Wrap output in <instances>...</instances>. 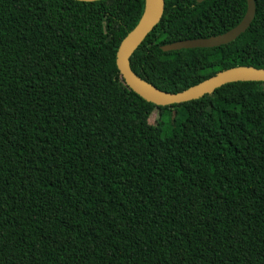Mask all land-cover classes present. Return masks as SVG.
Here are the masks:
<instances>
[{
    "label": "trees",
    "instance_id": "trees-1",
    "mask_svg": "<svg viewBox=\"0 0 264 264\" xmlns=\"http://www.w3.org/2000/svg\"><path fill=\"white\" fill-rule=\"evenodd\" d=\"M166 0L130 60L179 94L264 70V0ZM146 0H0V264H264V83L157 107L125 84ZM174 114L165 122L166 114Z\"/></svg>",
    "mask_w": 264,
    "mask_h": 264
},
{
    "label": "water",
    "instance_id": "water-1",
    "mask_svg": "<svg viewBox=\"0 0 264 264\" xmlns=\"http://www.w3.org/2000/svg\"><path fill=\"white\" fill-rule=\"evenodd\" d=\"M94 2L100 0H77ZM206 0H198L203 3ZM247 1V13L242 22L228 33L207 40L179 42L162 47V51L177 52L193 49H210L228 45L236 41L250 27L254 20L256 6L254 0ZM166 10V0H146V10L138 25L122 41L117 52V68L126 86L148 104L157 107L181 105L205 98L216 90L235 83H264V70L238 68L216 75L206 82L179 94L158 90L140 79L131 69L130 60L148 34L159 24Z\"/></svg>",
    "mask_w": 264,
    "mask_h": 264
},
{
    "label": "rangeland",
    "instance_id": "rangeland-1",
    "mask_svg": "<svg viewBox=\"0 0 264 264\" xmlns=\"http://www.w3.org/2000/svg\"><path fill=\"white\" fill-rule=\"evenodd\" d=\"M173 117H174V114L173 115L171 113L166 114L165 118H164V121L165 122H168V121L170 122Z\"/></svg>",
    "mask_w": 264,
    "mask_h": 264
}]
</instances>
